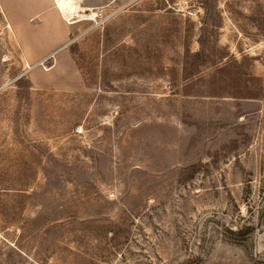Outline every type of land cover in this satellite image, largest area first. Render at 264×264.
I'll use <instances>...</instances> for the list:
<instances>
[{
    "label": "rangeland",
    "instance_id": "374dc122",
    "mask_svg": "<svg viewBox=\"0 0 264 264\" xmlns=\"http://www.w3.org/2000/svg\"><path fill=\"white\" fill-rule=\"evenodd\" d=\"M75 1L0 0V264H264V0Z\"/></svg>",
    "mask_w": 264,
    "mask_h": 264
},
{
    "label": "bare ground",
    "instance_id": "6f19581e",
    "mask_svg": "<svg viewBox=\"0 0 264 264\" xmlns=\"http://www.w3.org/2000/svg\"><path fill=\"white\" fill-rule=\"evenodd\" d=\"M75 0H55L56 7L62 12V13H72L75 11L76 7L78 5L75 4ZM80 5V4H79ZM96 16V15H94ZM64 17V16H63ZM83 17V16H82ZM74 18V17H73ZM78 19V18H77Z\"/></svg>",
    "mask_w": 264,
    "mask_h": 264
},
{
    "label": "trees",
    "instance_id": "16d2710c",
    "mask_svg": "<svg viewBox=\"0 0 264 264\" xmlns=\"http://www.w3.org/2000/svg\"><path fill=\"white\" fill-rule=\"evenodd\" d=\"M254 81H255L254 89L256 90L252 89L251 91H254V92H252L249 97H252V98L264 97V79L255 77Z\"/></svg>",
    "mask_w": 264,
    "mask_h": 264
}]
</instances>
